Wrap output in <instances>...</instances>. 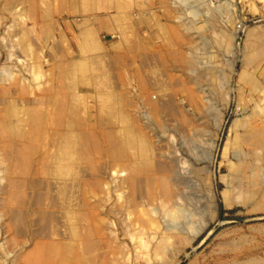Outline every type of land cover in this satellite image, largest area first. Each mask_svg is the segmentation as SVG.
Wrapping results in <instances>:
<instances>
[{
    "label": "rangeland",
    "instance_id": "rangeland-1",
    "mask_svg": "<svg viewBox=\"0 0 264 264\" xmlns=\"http://www.w3.org/2000/svg\"><path fill=\"white\" fill-rule=\"evenodd\" d=\"M0 79V264H264V0H0Z\"/></svg>",
    "mask_w": 264,
    "mask_h": 264
},
{
    "label": "bare ground",
    "instance_id": "bare-ground-1",
    "mask_svg": "<svg viewBox=\"0 0 264 264\" xmlns=\"http://www.w3.org/2000/svg\"><path fill=\"white\" fill-rule=\"evenodd\" d=\"M190 2V1H188ZM173 3H178V4H182L183 3H186V0H173ZM178 7V6H177ZM183 8V7H182ZM185 8V7H184ZM209 9V8H208ZM188 10V9H187ZM190 11V10H189ZM188 11V12H189ZM210 12V11H209ZM213 12V11H211ZM207 14V12H205ZM191 14H194V15H197V13H195V10H194V13L191 12ZM203 14V13H202ZM205 14V15H206ZM180 15V14H179ZM204 15V16H205ZM213 15V14H212ZM212 15H208V16H212ZM214 16V15H213ZM211 18V17H210ZM209 20V19H208ZM213 20V18H212ZM205 21V20H204ZM204 23V22H203ZM192 24V23H191ZM207 24V23H206ZM103 25V24H102ZM210 25V24H208ZM188 26V25H187ZM186 26V27H187ZM211 26V25H210ZM197 28V27H196ZM189 30H190V27H189ZM201 31V30H200ZM201 33V32H199ZM255 32L253 30H249L247 34H249V36H253L254 37V34ZM196 35V34H195ZM224 35V34H223ZM201 37V36H200ZM256 45V44H255ZM254 46V45H253ZM206 49V48H205ZM192 52V51H191ZM195 54V53H194ZM189 61H188V64H187V72L190 74V75H193L195 74V72H197L200 68H203V70H205V75H209L210 73H212L214 70L212 69H215V66L213 64V66H211L210 64H203L202 66H200L198 64V62L195 61V57L190 53L189 54ZM208 55V54H207ZM210 55V54H209ZM212 55V54H211ZM195 56H197L195 54ZM212 57V56H211ZM198 58V57H197ZM206 58V57H205ZM207 59V58H206ZM246 59V58H245ZM210 63V62H209ZM217 66V65H216ZM225 66V65H224ZM198 67H200L198 69ZM4 72V71H3ZM6 72V71H5ZM8 73V72H6ZM203 73V72H202ZM198 75H202V74H198ZM204 75V74H203ZM204 75V76H205ZM196 76V75H194ZM3 77V76H2ZM6 77V76H5ZM196 78V77H195ZM1 80V79H0ZM5 80V79H4ZM210 85V84H209ZM212 85V84H211ZM218 88V86H217ZM212 89V88H211ZM219 89V88H218ZM215 91V90H214ZM219 92V91H218ZM212 94V92H211ZM212 109V110H211ZM218 110V109H216ZM219 110H221V108H219ZM223 110V109H222ZM221 110V111H222ZM205 114H209L210 117H212V119H214V126H215V131L216 133H218L217 131L220 129L221 127V118L222 116L220 114H216L217 111H215V108H210L209 110H205ZM263 113V112H262ZM222 114V112H221ZM261 114V113H260ZM144 116V115H143ZM260 116V115H259ZM145 117V116H144ZM205 117V116H204ZM263 117V116H262ZM251 118V117H250ZM248 119V118H246ZM3 120V119H2ZM238 121V120H236ZM259 121V120H258ZM234 123H236L234 121ZM259 123H261V127L260 128H254L252 127V125H249L247 127V131L251 133H254L255 136L253 139H255V142L256 140L259 141H264V118H260V121ZM234 125V124H233ZM212 126V125H211ZM236 126V125H235ZM237 128V127H236ZM62 129V128H61ZM197 131V130H196ZM202 131V130H201ZM220 131V130H219ZM198 133V132H197ZM195 132V134H197ZM194 134V133H193ZM192 134V135H193ZM200 135V134H199ZM243 138V137H242ZM192 139V138H191ZM254 141V140H253ZM211 144H210V149H209L207 152H206V155L204 156L207 164L209 165L212 160H213V155H212V150L214 148V143L212 141H210ZM260 143V142H259ZM264 143V142H262ZM141 144V143H140ZM261 144V143H260ZM199 145V144H198ZM263 145V144H262ZM144 146V145H143ZM185 146V145H184ZM255 146H259V145H256ZM261 146V145H260ZM229 147V146H228ZM240 149V148H238ZM258 149V148H257ZM235 151V150H234ZM228 152V151H227ZM236 152H239V151H236ZM235 152V154H236ZM141 153V152H140ZM241 154V153H240ZM263 154V153H262ZM196 156V155H195ZM241 156V155H240ZM245 156V154H244ZM140 157V156H139ZM193 158V157H192ZM40 159V158H39ZM172 159V158H171ZM194 159H197V158H194ZM239 159V158H238ZM243 159V158H242ZM245 159V157H244ZM31 161V160H30ZM1 162V161H0ZM238 162H242L240 160H238ZM246 162V161H245ZM57 163V162H56ZM55 163V164H56ZM176 163V162H174ZM256 163V162H255ZM261 163V162H260ZM206 164V166L208 167V165ZM262 164V163H261ZM252 165V164H251ZM259 165V164H257ZM173 166V165H172ZM243 166V165H242ZM231 167V166H230ZM174 168V167H173ZM176 168V167H175ZM241 168V167H240ZM244 168V167H243ZM190 169V168H189ZM193 169V168H192ZM239 169V168H238ZM258 169V168H257ZM261 169V168H260ZM207 170V169H206ZM264 170V169H263ZM41 171V170H40ZM187 171V170H186ZM261 171V170H260ZM71 172V171H70ZM207 173L209 172L208 170L206 171ZM233 171H231L232 173ZM235 172V170H234ZM249 172V171H248ZM185 173V172H184ZM237 173V172H236ZM259 173V171H258ZM264 173V172H263ZM230 174V173H229ZM239 174H240V171H239ZM234 176V174H231ZM230 175V176H231ZM238 175V173L236 174ZM251 175L252 176H256V173L254 175V173L251 171ZM258 175V174H257ZM168 176V177H167ZM243 176V175H242ZM263 176V175H262ZM185 175L184 174H181L179 171L177 170H171V174L169 175H166V177L163 179V189H164V195H163V198H157L156 200V203H157V207L153 208L154 209V212L157 211L161 214V218H163L164 220V223H166V225L164 226L165 228V231L167 232V234L169 235H183L184 238L186 240H189V242L191 241H194V239L205 229V227L208 225V222H209V219L213 218V214L215 213L216 209L214 207V205H212L213 203V195H212V192H209V196H207V200H206V203L204 205V208H205V212H207L206 210L209 209V212H207V216L208 217H204V218H197V219H194L190 213H188L189 215H186L184 212H188L187 210L184 209V206L181 204V200L184 199L186 197V195L184 194V192L181 190V189H178L176 185H174V183L178 180H181V179H185L184 178ZM191 177V176H190ZM232 177V176H231ZM238 177V176H237ZM236 177V179H237ZM253 177V178H254ZM208 178V177H207ZM225 178V177H224ZM242 178V177H241ZM259 178V177H258ZM262 178V177H261ZM260 178V179H261ZM223 179V178H222ZM229 179V178H228ZM231 179V178H230ZM243 179V178H242ZM186 181H190L188 179H185ZM192 180V179H191ZM208 180V179H207ZM239 181V179H237ZM251 180V179H250ZM253 180V179H252ZM258 180V179H257ZM264 180V179H263ZM262 180V181H263ZM232 181V180H230ZM230 181L228 184H230ZM237 181V182H238ZM247 181V179H246ZM256 181V180H255ZM261 181V183H262ZM183 182V181H181ZM248 182V181H247ZM250 182V181H249ZM264 182V181H263ZM180 183V182H179ZM233 183V182H232ZM236 183V182H235ZM234 183V184H235ZM242 183V181H241ZM183 184V183H182ZM186 184V183H185ZM238 184V183H237ZM264 184V183H263ZM262 184V185H263ZM196 188V184L193 182V184ZM239 185V184H238ZM255 185V184H254ZM190 186V185H189ZM227 186V185H225ZM231 186V184H230ZM251 186V185H249ZM259 186V185H258ZM263 187V186H262ZM227 188L230 190L231 187H228ZM258 188V187H257ZM238 189V188H237ZM162 190V188H161ZM210 190V189H209ZM228 192V190H224L223 193H226ZM230 192V191H229ZM211 193V194H210ZM195 194V193H194ZM190 197V196H188ZM250 197V196H249ZM252 197V196H251ZM155 199V198H154ZM196 199V198H195ZM262 199V198H261ZM205 201V200H204ZM199 208V207H198ZM190 212V211H189ZM199 212V211H198ZM158 215V214H157ZM159 216V215H158ZM203 217V216H202ZM161 220V219H160ZM183 220H185L183 222ZM162 222V221H161ZM163 223V222H162ZM168 223V224H167ZM166 235V234H165ZM169 235V236H170Z\"/></svg>",
    "mask_w": 264,
    "mask_h": 264
},
{
    "label": "crops",
    "instance_id": "crops-1",
    "mask_svg": "<svg viewBox=\"0 0 264 264\" xmlns=\"http://www.w3.org/2000/svg\"><path fill=\"white\" fill-rule=\"evenodd\" d=\"M101 22H105V20H104V19H100L99 22H98V23H99V26H100V27H103V26H101ZM77 23H78V22H77ZM77 23H75V26L77 25ZM73 27H74V26H73Z\"/></svg>",
    "mask_w": 264,
    "mask_h": 264
}]
</instances>
